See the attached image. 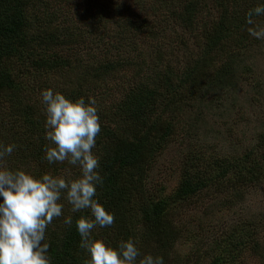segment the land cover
Wrapping results in <instances>:
<instances>
[{
    "label": "trees",
    "instance_id": "16d2710c",
    "mask_svg": "<svg viewBox=\"0 0 264 264\" xmlns=\"http://www.w3.org/2000/svg\"><path fill=\"white\" fill-rule=\"evenodd\" d=\"M50 1L0 0V143L17 145L0 163L36 177L49 170L68 179L79 176L78 166L67 161L49 164L44 159L45 146L54 145L44 138L46 113L41 90L52 85L43 81L42 74L69 67L70 73L78 74L77 85L71 82L57 91L73 101L81 96L86 102L88 97L96 100L101 132L94 150L100 157L104 178L97 189V198L115 214L114 224L95 228L94 237L112 246L132 238L138 241L142 254L163 256L165 264L175 263L176 242L191 234L192 205L201 204L204 217L207 212L214 213L215 207L244 199L247 188L264 187V129L258 130L256 138L245 146H238L242 138L233 134L234 145L228 152L219 145H209L205 136L198 139L196 146L188 140L196 139L193 131L198 123L207 125L204 112L215 105L212 96L227 88L232 72L244 64V54L259 43L247 31L251 26L246 24V13L260 0H136L135 11V4L115 0H65L75 9L84 7L82 25L61 9L51 12ZM151 2L149 10L140 9ZM203 11L210 19L200 24ZM214 12L218 17L212 15ZM263 20L264 16L255 17L261 26ZM161 22L166 26L157 27ZM176 23L184 27L185 35L188 33L179 39L178 58L166 52L169 44L165 49L162 43L166 41L160 32ZM139 36L154 43L151 55H156L157 67L146 66L148 69L144 70V63L135 61L144 60L145 55L142 50L128 46V40ZM190 40L202 49V54L186 59ZM99 44L113 51L96 58L94 47ZM81 46L87 48L83 54L74 53L70 57L61 54L62 49L73 51L72 47L80 52ZM261 53L264 55L263 50ZM129 67L135 69L131 74L127 71ZM123 68L126 72L122 80L117 85H108L112 75L120 78L117 72ZM113 88L123 94L106 105L103 102L106 97L119 94ZM189 108L196 112L183 117ZM243 116H239L237 124ZM173 152L184 158L171 160L173 170H166L165 174H177L174 170L179 167L178 162L182 171L166 194L160 179L153 181L149 172L160 155L164 158ZM23 161L34 168H20ZM153 188L158 193H150ZM223 190H230L233 199L216 195ZM203 191L211 204H205ZM61 202L64 215L54 218L46 231L52 264H85L88 254L79 247L81 238L75 221L90 215V211L72 213L71 205L63 199ZM69 215L73 218L71 226L63 223L64 216ZM237 215L232 230L222 236L217 234L210 252L207 251L208 258L203 262L207 257L205 251L195 264H236V257L247 247L246 242L255 239L253 223L246 222L243 213ZM252 253L258 255V250Z\"/></svg>",
    "mask_w": 264,
    "mask_h": 264
},
{
    "label": "clouds",
    "instance_id": "9594fccd",
    "mask_svg": "<svg viewBox=\"0 0 264 264\" xmlns=\"http://www.w3.org/2000/svg\"><path fill=\"white\" fill-rule=\"evenodd\" d=\"M259 16H264V0L246 13L249 35L264 39V26L255 21ZM41 98L46 113L44 138L54 145L45 146L44 159L49 164L67 161L78 166L79 176L68 179L46 172L36 177L0 163V264H52L46 231L54 218L64 215L62 199L71 205L72 213L90 211L75 221L79 247L88 254L85 264H165L163 256L142 254L132 238L112 246L93 235L95 228L115 222V214L97 198L104 178L100 157L94 152L101 132L95 98L86 102L81 96L73 101L51 88L42 89ZM16 148L14 143H0V162ZM63 223L71 226L72 216H64Z\"/></svg>",
    "mask_w": 264,
    "mask_h": 264
},
{
    "label": "rangeland",
    "instance_id": "374dc122",
    "mask_svg": "<svg viewBox=\"0 0 264 264\" xmlns=\"http://www.w3.org/2000/svg\"><path fill=\"white\" fill-rule=\"evenodd\" d=\"M65 0H51L50 1V11L54 12V9L58 8L62 10V13L68 14L74 20H78V23L82 25L81 19H83L82 12H84V7L80 9L73 8V5H70ZM117 3H123L128 5H134L133 10H137L136 0H115ZM151 3H146V5L141 6L140 9H150ZM139 8V7H138ZM214 17H218V13L214 12L212 14ZM210 17L206 11H203L200 15L199 23L202 24L205 21L209 20ZM264 21V20H263ZM85 22V20H84ZM164 22L157 23V27L166 26L163 24ZM113 25H111L112 27ZM264 26V22H263ZM166 31H160L162 33V37L165 39L166 43H162L164 48L168 46L166 52H170L173 54L175 58H178V54L180 50H178V42L184 37L188 36V33L185 35V29L183 26H179V23H176V26L171 24L167 27H164ZM261 42V43H260ZM128 46L132 47L137 51L142 50L145 55V59L135 60L138 62L144 63L143 69L147 70L148 67L155 68L157 67L156 55H151L154 49V43L148 42V37L139 36L134 39L128 40ZM80 52L77 48H73L72 50H61V54L66 57H70L74 53L83 54L87 48L84 46L79 47ZM127 48V47H126ZM95 57L100 58V56L107 51H113L107 45L99 44L97 47H94ZM60 50V49H58ZM261 50L264 51V39H259V43H254L252 50L250 52H246L244 54L245 60H243V65L240 68H236L235 72H232V80L227 88L221 91H218L216 95L212 96V101L215 105H210L207 110L204 112V119L207 125H203L202 123H198L196 125L194 132L195 140H189L190 143H194L195 146L198 144V139L202 137L207 138V142L211 146L219 145V148L223 151L228 152L229 149L234 145L233 134L239 138H242V143H237L238 146H245L251 143L256 138V133L258 130L264 129V55H262ZM202 54V49L197 47L192 40L188 43V49L185 54L186 59L193 56L196 58ZM151 55V56H150ZM181 57L184 56L182 53ZM128 57V56H126ZM125 57V58H126ZM169 55H166L165 62H168ZM146 64V65H145ZM220 65L219 62H217ZM174 66H178L174 63ZM126 68V67H125ZM123 70L117 72L120 78L116 76H111L108 79V85H117L123 78L124 73ZM61 71H48L44 72L43 81L49 82L48 85H52L51 89L57 91L61 87H66L70 85L71 82H74V85H77V81L79 80L78 74L76 72L70 73L69 67L61 68ZM135 69L133 67H129L127 70L132 73ZM38 85H42L41 82H37ZM128 81L126 82V89L129 87ZM35 85V84H34ZM44 85V84H43ZM235 85V86H233ZM48 89V88H45ZM115 93H118L119 89L113 88ZM121 91V90H120ZM113 96L106 97L103 100L104 104L108 105L109 103H114L119 97L120 93ZM116 96V97H115ZM5 106L8 111L10 108L8 107V102H5ZM196 110L187 109L186 115L183 117H191L194 115ZM244 115V118H241L242 121L237 124V120H239V116ZM254 143V142H253ZM188 144V143H186ZM189 146V144H188ZM221 151V152H223ZM95 152V150H94ZM96 153V152H95ZM165 156V155H164ZM209 155H206L208 157ZM177 159L178 161L183 160L184 156L181 153H170L167 157H160L155 160L152 164L151 170L149 172L150 178L154 181L159 180L164 187L166 194L171 192L172 188L178 181V177L182 168L181 164L178 162V166L174 172L177 174L173 175V172L166 175V170H173L174 164L171 162L173 159ZM168 159V160H167ZM204 158L201 160V163L205 161ZM19 167H32L34 165L30 162H22L19 163ZM51 174V170L48 171ZM173 175V176H172ZM162 192V193H165ZM245 198L236 202V199L233 202L227 203L224 207L214 208V213H206L203 217V211L205 209L201 208V204H194L191 206L190 214L194 217L193 224L191 228V234L189 237H181L176 243V256L174 262L170 264H185L186 260H189L187 264H195L197 263V259L201 256H204L206 251V256L203 259V262L208 258L207 251L210 252V244L212 240L219 234L222 236V233H225L236 224L238 215L237 213H243L245 216V221L253 223L252 233L255 234V239L249 242H246L247 247H245L242 252L238 254L236 257V264H264V258H262V254L264 253V187L257 189L247 188L245 190ZM150 193H158L154 188L150 190ZM206 191H203L201 196L203 197L205 204H211L212 201L208 199L206 195ZM216 195L219 197L227 199H233L231 196L230 190H223L218 192ZM204 229V232L203 230ZM206 231V232H205ZM197 243L199 244L197 247ZM240 248V247H239ZM258 250V255L252 253ZM261 252V255H260ZM260 255V256H259ZM193 256V257H192Z\"/></svg>",
    "mask_w": 264,
    "mask_h": 264
}]
</instances>
